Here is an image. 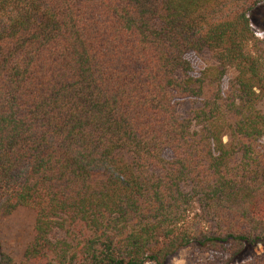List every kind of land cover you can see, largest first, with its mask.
Listing matches in <instances>:
<instances>
[{
	"label": "trees",
	"instance_id": "trees-1",
	"mask_svg": "<svg viewBox=\"0 0 264 264\" xmlns=\"http://www.w3.org/2000/svg\"><path fill=\"white\" fill-rule=\"evenodd\" d=\"M261 9L0 0V219L34 216L0 264H264Z\"/></svg>",
	"mask_w": 264,
	"mask_h": 264
},
{
	"label": "rangeland",
	"instance_id": "rangeland-1",
	"mask_svg": "<svg viewBox=\"0 0 264 264\" xmlns=\"http://www.w3.org/2000/svg\"><path fill=\"white\" fill-rule=\"evenodd\" d=\"M257 23L264 22V9L255 13ZM256 37L264 39V33L257 26H253ZM193 72L197 76L204 68L214 64V58L210 52L193 53L187 56ZM234 76L233 71H229L225 84ZM185 109V108H184ZM183 109V110H184ZM183 110H181L183 112ZM226 141V139H225ZM33 214L25 209H18L9 217L0 219V246L1 248L18 259L32 238ZM264 252V246H259L251 255H259ZM208 260L207 255H202L190 251H181L174 256L168 264H204Z\"/></svg>",
	"mask_w": 264,
	"mask_h": 264
}]
</instances>
